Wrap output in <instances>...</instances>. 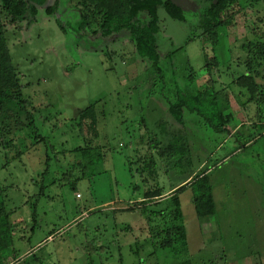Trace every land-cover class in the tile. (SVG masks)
<instances>
[{"label": "rangeland", "instance_id": "1", "mask_svg": "<svg viewBox=\"0 0 264 264\" xmlns=\"http://www.w3.org/2000/svg\"><path fill=\"white\" fill-rule=\"evenodd\" d=\"M51 2L38 7L32 21H6L36 128L18 131L12 121V144L5 147L0 139V180L17 228L13 248L20 254L10 264L33 254L27 264H264V131L232 152L254 132L253 124H264V62L255 76L256 99L237 84L251 54L243 45L264 41V2L230 9L234 24L222 30L215 49L195 31L199 17L193 12L180 21L160 9L161 71L152 67L155 55L139 56L128 34L95 35L93 23L78 29L80 0H60L58 12L50 15L45 9ZM206 54L219 59L212 73ZM188 65L196 85L201 90L213 85L221 109L232 114L228 132H216L188 112L184 125L170 115L166 102L191 84ZM91 103L100 118L99 136L90 137V144L100 145L104 160L89 169L95 176L73 187L67 182L82 172L68 175L75 155L63 151L85 145L73 125ZM178 134L189 138L182 170L170 167L160 153ZM207 173L216 213L199 217L191 188L177 191L188 253L160 247L168 223L154 211L170 204L144 206L170 198ZM154 188L166 193L141 204Z\"/></svg>", "mask_w": 264, "mask_h": 264}, {"label": "trees", "instance_id": "2", "mask_svg": "<svg viewBox=\"0 0 264 264\" xmlns=\"http://www.w3.org/2000/svg\"><path fill=\"white\" fill-rule=\"evenodd\" d=\"M46 1L0 0V119L2 118V122H0V139L5 147L10 146L13 142L11 138L13 129L10 127V122H14V126L18 131L24 128L36 129L33 128L35 115L29 108L31 106L30 101L24 98L19 70L13 62L7 41L6 21H9V23H17L25 19L32 21L38 13L39 8L37 5H43ZM190 2L192 7L177 5L172 0H80V3L84 5V9L80 11L78 29H84L93 23L97 26L94 30L95 35L116 37L128 34L139 56L147 59L151 55H155L156 59L153 61L152 67L155 71H161L158 44L160 9H163L170 17L180 21H186L187 12H193L199 17L195 31H198V35L204 40L211 42L215 49L221 41L222 30L234 24L235 13H230V9L234 10L236 5H241V8L246 9L254 3L264 2V0H190ZM59 6L60 0H53L45 10L50 15L56 14ZM62 27L64 29V26ZM196 37L197 33L195 32V34H191L188 37L186 42L188 43ZM243 47L251 54L245 62L247 74L240 76L237 84L250 91L251 99H256L257 86L255 76L258 75L257 70L264 62V41H259L256 44L248 42ZM219 64L216 54L213 56L206 54V67L210 73H212L213 69L218 68ZM187 69V79L191 84H186L185 87L179 89L174 100L166 102L170 115L176 122L184 125L186 121L185 112H188L197 115L205 125L214 131L219 133L228 132L227 126L231 122L232 114H226L221 109L215 96L214 86H207L204 90H201L196 85L194 68L188 65ZM4 111L5 113H3ZM99 112L96 103H91L80 110L73 126L79 130V136H82L85 145L63 151L64 155H75V160L72 161L69 167L68 175L73 174L75 170H81L82 172L81 175L73 180L69 179V182H67L73 187L83 177L95 176L96 171L93 169L90 171L89 169L104 160L100 145L92 146L90 144V137L97 138L99 136ZM252 128L254 132L245 138L232 152L263 132L264 124L259 122V124H253ZM34 132L36 133V131ZM87 139H90V141L87 142ZM188 142L189 138L186 134H178L173 136L164 149L161 150V155L167 157L168 165L173 169L182 170L184 167L182 160L190 150ZM153 143L156 145L154 147H157L159 144L158 139H155ZM210 173L201 176L196 181L190 180L191 182L187 186L184 185L176 189L170 198L153 203L152 206H144L143 209L157 207L163 203L170 204L164 209L154 211L159 213V216L168 223L163 230L164 237L159 240L160 247L170 249L175 253H188L187 229L184 222L180 193H177V191L191 188L195 199L196 212L199 217L216 213ZM71 176L73 177V175ZM41 188H45V186ZM175 188L176 186L170 190ZM165 193L161 188L147 190L144 196L145 201L141 204H148ZM12 212L7 208L5 189L0 180V264H10L20 258L18 251L13 248L14 235L17 228L10 219ZM37 215V210L34 207L32 214L33 229L38 224ZM160 235V232H155L154 237L159 238ZM35 255L33 254L26 258L25 261L17 264H27L28 260Z\"/></svg>", "mask_w": 264, "mask_h": 264}, {"label": "water", "instance_id": "3", "mask_svg": "<svg viewBox=\"0 0 264 264\" xmlns=\"http://www.w3.org/2000/svg\"><path fill=\"white\" fill-rule=\"evenodd\" d=\"M49 0H47L43 5H37L38 7H45ZM177 5H183L184 7H192L189 0H172Z\"/></svg>", "mask_w": 264, "mask_h": 264}, {"label": "crops", "instance_id": "4", "mask_svg": "<svg viewBox=\"0 0 264 264\" xmlns=\"http://www.w3.org/2000/svg\"><path fill=\"white\" fill-rule=\"evenodd\" d=\"M31 253H32V251H31ZM28 256V255H27ZM18 261V260H17Z\"/></svg>", "mask_w": 264, "mask_h": 264}, {"label": "flooded vegetation", "instance_id": "5", "mask_svg": "<svg viewBox=\"0 0 264 264\" xmlns=\"http://www.w3.org/2000/svg\"><path fill=\"white\" fill-rule=\"evenodd\" d=\"M189 3H191L190 0H189Z\"/></svg>", "mask_w": 264, "mask_h": 264}]
</instances>
